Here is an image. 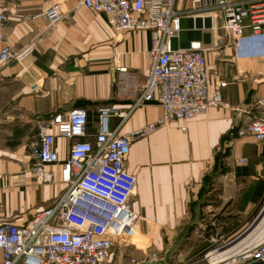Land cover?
I'll return each instance as SVG.
<instances>
[{
	"label": "crops",
	"instance_id": "1",
	"mask_svg": "<svg viewBox=\"0 0 264 264\" xmlns=\"http://www.w3.org/2000/svg\"><path fill=\"white\" fill-rule=\"evenodd\" d=\"M0 1L8 8L4 43L14 51L34 48L22 65L0 68V226H22L53 207L69 188L63 181L62 165L77 140L56 138L59 162L46 167L53 181L44 183L32 171L40 123L56 113L85 109L90 135L86 140L93 141L99 132L98 108L127 113L139 98L151 68L147 52L152 36L150 32L116 33L104 15L84 9L81 0ZM188 2L178 0L177 8L185 9ZM54 6L70 20L52 24L46 12ZM202 21L198 19L194 26L184 19L180 42L174 40L173 46L188 48L191 42H201L212 89L220 82L228 83L223 90L224 105L193 120L164 126L132 144L126 162V170L137 179L131 201L138 215L132 245H136L138 234L149 241L189 236L192 228L184 226L202 219L192 214L190 206L201 199L204 189L209 195L220 190V203L205 208H213L211 217L217 220L212 225L226 226L224 236L228 238L236 210L243 224L264 204V144L251 135H239L244 115L264 118V107L258 105L264 101V60L252 55L239 61L221 29L222 20H206L205 27ZM247 50L253 53L254 48ZM119 67L134 71L135 79L119 74ZM119 86L130 93L120 92ZM162 118L158 94L122 126L119 116L111 117L109 129L129 135ZM240 159H246L247 164L238 165ZM223 211L230 216H220Z\"/></svg>",
	"mask_w": 264,
	"mask_h": 264
},
{
	"label": "built area",
	"instance_id": "2",
	"mask_svg": "<svg viewBox=\"0 0 264 264\" xmlns=\"http://www.w3.org/2000/svg\"><path fill=\"white\" fill-rule=\"evenodd\" d=\"M80 2L84 9L104 15L118 34L150 32L152 45L147 52L150 72L129 112L117 113L112 107L97 109L99 132L93 141L86 140L90 135L85 109L56 113L40 123V141L33 150L32 171L44 183H51L53 174L46 167L59 162L56 138L77 140L62 165L63 181L69 188L53 207L37 213L28 224L0 226V264H106L116 243L135 233L138 215L131 201L137 179L126 170L132 144L151 137L164 126L193 120L224 105L223 90L228 83L220 82L212 89L206 49L201 42H191L188 48L173 46L174 40L180 42L184 19L194 26L202 19L205 27L206 20L213 22L220 18L239 61L252 55L264 60V0H189L183 10L177 8L178 0ZM46 15L52 24L70 20L57 6L48 9ZM7 23L8 8L0 1V68L11 63L22 65L34 51L33 46L14 51L4 43ZM248 47L254 48L253 53H247ZM116 71L128 76L130 81L136 77L127 67ZM119 91L130 93L123 86H119ZM158 94L163 109L160 121L129 135L110 131L111 117L119 116L122 126L136 109L152 103ZM258 105L264 107V101ZM239 135H251L264 144V118L252 113L244 115ZM237 163L246 165L247 160L240 159ZM263 212L264 207L255 223ZM249 231L225 242H215L205 255V264H264V230L253 243L251 237L255 231ZM239 240L244 243L240 244ZM143 256L127 264L164 261L151 247Z\"/></svg>",
	"mask_w": 264,
	"mask_h": 264
},
{
	"label": "rangeland",
	"instance_id": "3",
	"mask_svg": "<svg viewBox=\"0 0 264 264\" xmlns=\"http://www.w3.org/2000/svg\"><path fill=\"white\" fill-rule=\"evenodd\" d=\"M216 189L217 191H215L212 195L207 194V189H204V191L202 190V193L200 194L201 199H198L196 203L191 204L190 211L192 212V214H198L202 219L199 220L198 224L196 225L184 226V228H192L191 232H189V236L177 235L173 240L149 241L145 240L144 237L138 234L135 243L136 245L131 244V241H133L132 238L129 241L126 237L116 243L115 249L113 251L114 256L112 260H109V262L106 264H127V262H129V260L131 259L141 260L144 257V251L148 247H151L160 257H162L166 264H205V255L213 247L215 242H225L228 239V237L224 236L227 232L226 226L224 227V229H222L219 226L212 225L215 224L214 220H217L211 217L213 208H205L207 204H213V206H216L218 203H220V190L218 188ZM263 207L264 204L262 206H259V208H257L243 224H241V221L243 219H238L240 215L238 214V212H236V210L235 215L237 217H235L234 223L229 225V230L233 229V233H231L229 236H231V238L237 237L239 236V234L247 231V229L251 230L252 228H254V226L259 223L257 221V223L255 224V221L259 217ZM222 215L228 216L229 213H220V216ZM263 215L264 212L261 214L259 221L260 219H262ZM181 231L183 230H178L179 233ZM218 231L219 233L216 234ZM221 237H223V239ZM253 237L254 236H252L251 238ZM137 245H142L143 248H139L137 247Z\"/></svg>",
	"mask_w": 264,
	"mask_h": 264
},
{
	"label": "bare ground",
	"instance_id": "4",
	"mask_svg": "<svg viewBox=\"0 0 264 264\" xmlns=\"http://www.w3.org/2000/svg\"><path fill=\"white\" fill-rule=\"evenodd\" d=\"M257 218V217H256ZM258 224L257 225H255L254 226V228H252L250 231H254L255 229V232L253 233V238H251V241H252V243L253 242H255L256 241V239L258 238V236H259V232L261 231V230H264V215H263V217H262V219H260V221L258 220ZM257 223V222H256ZM255 223V224H256ZM251 227V226H250ZM248 230V229H247ZM249 231V232H250ZM136 231H135V233H133V234H131V235H129V236H127V238H134L135 237V235H136ZM242 240V239H241ZM241 240H239L238 242H240ZM244 243V240L242 241V242H240V244H243Z\"/></svg>",
	"mask_w": 264,
	"mask_h": 264
},
{
	"label": "water",
	"instance_id": "5",
	"mask_svg": "<svg viewBox=\"0 0 264 264\" xmlns=\"http://www.w3.org/2000/svg\"><path fill=\"white\" fill-rule=\"evenodd\" d=\"M141 264H166V262L165 261L153 262V263H146V262H144V263H141Z\"/></svg>",
	"mask_w": 264,
	"mask_h": 264
},
{
	"label": "trees",
	"instance_id": "6",
	"mask_svg": "<svg viewBox=\"0 0 264 264\" xmlns=\"http://www.w3.org/2000/svg\"><path fill=\"white\" fill-rule=\"evenodd\" d=\"M88 116H89V113H88ZM89 119V118H88Z\"/></svg>",
	"mask_w": 264,
	"mask_h": 264
}]
</instances>
